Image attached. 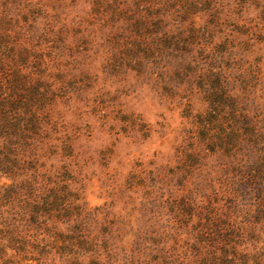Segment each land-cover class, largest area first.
<instances>
[{"label": "rangeland", "instance_id": "obj_1", "mask_svg": "<svg viewBox=\"0 0 264 264\" xmlns=\"http://www.w3.org/2000/svg\"><path fill=\"white\" fill-rule=\"evenodd\" d=\"M0 61L44 97L0 191L64 188L116 260L264 264V0H0ZM200 218L229 247L199 249ZM69 253L0 264L92 261Z\"/></svg>", "mask_w": 264, "mask_h": 264}, {"label": "trees", "instance_id": "obj_2", "mask_svg": "<svg viewBox=\"0 0 264 264\" xmlns=\"http://www.w3.org/2000/svg\"><path fill=\"white\" fill-rule=\"evenodd\" d=\"M3 65L4 62L0 61V179H12L18 171L15 162L19 155L16 152L27 146V142L32 139L28 138L32 137L29 128L38 124L32 120L33 116L29 119L27 117L31 115L34 106L41 104L44 97L38 93L37 87L25 84L26 78L19 71L11 76L7 75V71L1 68ZM17 165L19 167V163ZM251 168L246 167L249 172H254ZM15 181L7 187H1L0 191V260H45L56 254L68 255L69 251H76L77 255L91 254L90 264H143L131 259L116 260L117 248L110 247L107 241L103 246L96 238H88L85 229L88 227V215L82 213L80 207L70 204V196L64 188H48L46 178L39 185L33 177ZM247 182L238 184L239 191H243L244 195L249 192L250 184ZM254 185L256 193L264 200V188L261 184ZM263 200L260 201L262 210ZM182 202H185L184 199ZM182 206L187 209L189 207L184 203ZM262 210L258 214L264 221ZM199 221L202 227L197 231L203 241L196 240L195 245L199 249L205 248L209 252L218 245L229 247L226 242L233 236L229 234L228 228L223 230L221 220L200 218ZM60 224L66 226L65 232L58 229ZM159 247L158 256L163 254L167 260H153L144 264H188L187 260H170L164 248ZM224 247L222 248L228 249ZM120 251L124 257L127 256L122 249ZM239 258L234 260L235 256H230L225 251L218 258L212 251L190 264H262L261 260H247L246 255Z\"/></svg>", "mask_w": 264, "mask_h": 264}]
</instances>
